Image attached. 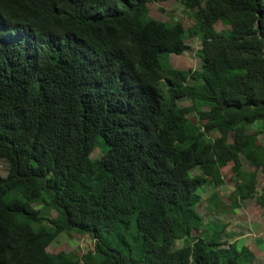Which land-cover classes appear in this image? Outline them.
Here are the masks:
<instances>
[{
	"label": "trees",
	"instance_id": "obj_1",
	"mask_svg": "<svg viewBox=\"0 0 264 264\" xmlns=\"http://www.w3.org/2000/svg\"><path fill=\"white\" fill-rule=\"evenodd\" d=\"M167 1L0 0V264H262L198 207L233 163V203L264 208V0H176L195 11V70L162 63L189 49L149 17ZM66 231L94 249L50 254Z\"/></svg>",
	"mask_w": 264,
	"mask_h": 264
},
{
	"label": "rangeland",
	"instance_id": "obj_2",
	"mask_svg": "<svg viewBox=\"0 0 264 264\" xmlns=\"http://www.w3.org/2000/svg\"><path fill=\"white\" fill-rule=\"evenodd\" d=\"M149 17L169 24L181 23L188 35L187 44L189 49L183 55L165 54L162 57L163 65H171L179 70L200 69L201 60L198 57V50L201 48V34L198 32L191 36L190 32L196 24L195 11L187 9L183 4L176 0L167 2L149 3ZM228 27L219 23L217 30L221 31ZM180 106L191 108L192 102L188 99L179 101ZM189 119L199 124L196 113L191 111ZM259 124L253 129H257ZM216 134L212 135V138ZM262 138L260 142H262ZM109 146L100 138L96 149L92 152V159H100ZM233 163L223 168V184L216 186L214 184L206 185L200 194L203 197L202 203L198 207V212L203 216L205 229L210 236L222 235L225 243L237 241L239 247L247 246L256 256L255 263L264 264V208L260 207L255 200L240 201L233 203V193L236 190L235 177L232 172ZM244 169L254 172L255 169L244 162ZM8 164L0 159V172L3 177L7 176ZM199 173L196 170L193 174ZM257 190L260 192L264 184L263 174L258 175ZM51 216L55 217V211H51ZM222 226H226L223 233ZM201 233L194 231L195 236ZM183 241H178L176 247H181ZM228 245V244H227ZM226 245V246H227ZM95 242L88 235H80L73 231L62 233L48 248L50 254L56 255L61 252H74L82 256L94 249Z\"/></svg>",
	"mask_w": 264,
	"mask_h": 264
}]
</instances>
